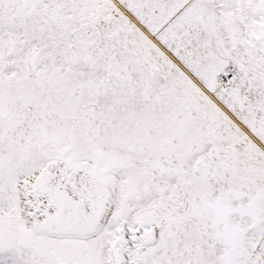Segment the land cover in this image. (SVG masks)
Returning a JSON list of instances; mask_svg holds the SVG:
<instances>
[{
    "label": "snow or ice",
    "instance_id": "snow-or-ice-1",
    "mask_svg": "<svg viewBox=\"0 0 264 264\" xmlns=\"http://www.w3.org/2000/svg\"><path fill=\"white\" fill-rule=\"evenodd\" d=\"M0 264H264V0H0Z\"/></svg>",
    "mask_w": 264,
    "mask_h": 264
}]
</instances>
